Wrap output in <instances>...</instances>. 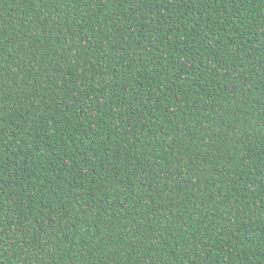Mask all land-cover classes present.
<instances>
[{
	"label": "trees",
	"instance_id": "1",
	"mask_svg": "<svg viewBox=\"0 0 264 264\" xmlns=\"http://www.w3.org/2000/svg\"><path fill=\"white\" fill-rule=\"evenodd\" d=\"M0 264H264V0H0Z\"/></svg>",
	"mask_w": 264,
	"mask_h": 264
}]
</instances>
